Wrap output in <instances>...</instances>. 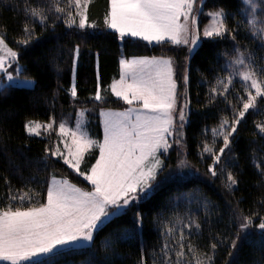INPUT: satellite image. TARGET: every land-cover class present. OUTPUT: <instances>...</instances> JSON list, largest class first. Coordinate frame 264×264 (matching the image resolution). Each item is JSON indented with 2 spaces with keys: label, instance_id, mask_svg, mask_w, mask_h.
Returning a JSON list of instances; mask_svg holds the SVG:
<instances>
[{
  "label": "trees",
  "instance_id": "obj_1",
  "mask_svg": "<svg viewBox=\"0 0 264 264\" xmlns=\"http://www.w3.org/2000/svg\"><path fill=\"white\" fill-rule=\"evenodd\" d=\"M53 3L71 10L68 0H0V36L18 53L22 76L35 80L32 87L11 86L0 94V206L9 203L10 194L28 193L36 206L46 202V185L53 176L91 189V185L62 160L45 155L46 147L53 148L48 137L30 136L24 125L28 121L48 123L50 117L59 123L85 107L91 109L92 134L101 141L99 111L128 106L116 98L110 88L119 76L123 55L171 58L177 101L187 104L188 114L182 128L181 145L169 149L163 156L166 167L157 175L158 187L152 196L134 202L113 217L88 245L69 248L54 259L45 257L41 261L47 264H140L143 258L144 264H162L161 249L165 243H171L169 257L174 262L180 230L189 218H194L199 229L193 226L192 235L184 229L188 235L184 243L187 245L191 241L196 250L193 254L185 248L190 264H196L203 254L213 256L212 264H264V233L256 228L260 217L264 216V176L261 175L264 171V133L256 127L264 124V98H258L257 108L250 109L241 121L231 152L226 150L216 166L217 176L208 171L212 159L202 152L204 143L218 151L222 138L213 137L211 130L218 127L223 117L231 121L234 116L223 98L211 93L214 86L222 87L217 79L229 74L227 65L234 54L233 42L202 38L199 46L189 53L180 45H149L136 38L121 41L118 34L105 25L108 0H90L88 19L97 27L83 33L69 29L61 21H56L52 27L50 20L49 26L43 27L25 14L26 9L51 7ZM243 7L242 0H202L200 26L207 21L208 11L222 8L230 14L227 23L231 27L240 25L237 28L240 52L249 54L257 68H264V44L244 28L248 18ZM26 22L34 28L35 38L24 46L17 41L25 38ZM77 44L80 52L74 74L73 49ZM98 83L106 103L91 99ZM73 85L77 89L75 99L70 94ZM244 88L242 81L233 78L229 94L237 110L242 108L237 98H246ZM97 155V149L86 154L81 170L90 168ZM181 159L189 162L190 167L178 168ZM228 172L238 181L231 190ZM247 215L253 216L252 227L241 232L240 218ZM170 228L175 230L171 234ZM237 233L240 239L237 248L232 249L231 242L237 238ZM211 243H217L214 253L210 251ZM181 264L185 262L182 260Z\"/></svg>",
  "mask_w": 264,
  "mask_h": 264
},
{
  "label": "snow or ice",
  "instance_id": "obj_2",
  "mask_svg": "<svg viewBox=\"0 0 264 264\" xmlns=\"http://www.w3.org/2000/svg\"><path fill=\"white\" fill-rule=\"evenodd\" d=\"M89 2L68 0L71 10L53 3L51 7L45 5L26 9L25 14L43 27H48L50 20L52 27H55L56 21H61L69 29L83 33L86 29L97 27L88 19ZM109 5L105 25L108 30L117 33L121 41L136 38L162 47L168 44H191L196 47L201 37L233 42L234 54L227 65L231 71L227 77L217 79V84L222 87L214 86L211 93L214 97H222L223 103L232 108L234 116L231 121L223 117L218 127L211 130L213 137L222 138L218 151H214L208 143L202 146V152L212 159L208 171L212 176H217L216 166L221 163L226 150L231 152L241 121L250 109L257 108L258 98H264V68L254 67L251 56L240 52L237 40L240 25L231 27L227 23L230 14L221 8L207 13L211 24L201 30L199 17L203 15L202 0H109ZM242 5L246 6L242 10L248 16L244 28L264 44V4L260 0H242ZM23 31L25 38L18 40L17 44L27 46L35 38L34 28H30L26 22ZM0 51H5V55H0V94L11 86L32 87L34 81H21L23 71L18 53L8 47L3 36H0ZM79 52L80 46L77 44L73 49L74 74ZM120 68V79L111 85V91L129 107L122 112L101 111L100 115L104 117L102 142L90 138L83 121L77 123L76 130L61 122L57 135L64 149L61 150L59 144L54 148H45L46 156L62 160L78 177H83L91 185V190H83L67 180L58 181L53 176L46 185V202L38 206L28 193L10 194L9 203L0 206V264H47L40 258L48 257L51 260L69 248L83 246L81 242L91 243L107 222L134 202L150 198L158 187L157 175L162 174L166 167L161 157L166 156L173 144L180 145L182 142L179 130L187 121V104L177 107V83L173 78L171 58H122ZM234 77L245 85L246 98H237L242 103L239 110L233 106L229 94ZM187 80L185 75V84ZM70 94L74 99L77 97L75 85L71 87ZM91 99L107 102L101 94L99 83ZM85 111L87 109L77 115L83 117ZM177 121L179 127L176 126ZM54 124L55 119L50 117L49 122L44 124L28 121L24 129L30 136H40L41 129L45 133L53 131ZM256 127L260 133H264V124H257ZM92 149L98 150L95 163L82 171L81 164ZM177 167L186 168L190 164L181 159ZM261 175L264 176V171H261ZM227 182L230 190L238 183L231 172L227 174ZM140 219L138 214V223ZM240 220L241 232L252 227V215L243 216ZM193 226L197 230L200 227L194 218H189L180 230L175 242L179 250L175 253L174 262L169 257L172 244L163 245L162 264H181L182 260L190 264L185 248L193 254L196 250L191 241L187 245L184 241L188 240V235L194 234L191 231ZM256 228L264 233V216L260 217ZM184 229L189 230L188 235ZM173 231L168 229L169 234ZM239 239L240 233H237V238L231 242L232 249L237 248ZM216 248L217 243L210 244L212 253ZM229 255L232 253L229 252ZM212 259L211 254H203L196 264H212ZM140 264H144L143 258Z\"/></svg>",
  "mask_w": 264,
  "mask_h": 264
},
{
  "label": "rangeland",
  "instance_id": "obj_3",
  "mask_svg": "<svg viewBox=\"0 0 264 264\" xmlns=\"http://www.w3.org/2000/svg\"><path fill=\"white\" fill-rule=\"evenodd\" d=\"M260 2L262 3V4H264L263 3V0H260ZM246 7V6H245ZM216 11V10H215ZM259 9H258V13H259ZM209 12H211V11H208L207 13H209ZM245 12V11H244ZM245 14H246V17L248 18V16H247V13L245 12ZM199 19H200V21H201V17H199ZM211 24V18L210 17H208V19H207V21H205L204 23H203V25H202V27H201V30H202V28L204 27V26H209ZM202 38L203 37H201V39H200V41H199V43H198V46H199V44L201 43V40H202ZM180 46H182V47H184L189 53H191L192 51H194L198 46H196V47H193L191 44H189V45H180ZM8 47H9V45H8ZM10 48V47H9ZM190 49H191V51H190ZM6 51V50H5ZM5 51H0V55H5ZM161 57H165V56H161ZM168 58V57H167ZM19 65H20V63H19ZM14 67H15V65H13ZM21 66V65H20ZM257 64H254V67H256L257 68ZM21 68H22V66H21ZM173 68H174V65H173ZM9 71H12V69H9ZM230 71H231V69H230ZM235 79H239L238 77H234ZM21 81H23V80H25V79H28V80H32V81H34L35 82V80L34 79H32V78H28V77H24V76H21ZM174 79H175V72H174ZM240 80V79H239ZM241 81V80H240ZM242 83H244L243 81H242ZM35 84V83H34ZM34 86V85H33ZM20 87H24V86H22V85H20ZM183 104H185V102L184 103H181L180 104V102H178L177 101V107L179 108L181 105H183ZM129 106V105H128ZM127 106V107H128ZM126 107V108H127ZM84 109H87V111H85V113H84V116L83 117H79L77 114L81 111V110H84ZM106 109H108V108H106ZM112 109H116V108H112ZM123 109H125V108H123ZM102 110H104V109H101L100 111H99V118H100V113H101V111ZM91 113V109H88V108H81V109H79L78 111H77V113L74 115V116H68V117H65L63 120H61V122H65L66 124H67V126H68V128H70V129H72V130H76V126H77V123L78 122H80V121H83L84 122V124H85V127H86V129H87V132H88V135L90 136V138L91 139H93V140H97L94 136H93V134H92V130H91V127H90V124H89V114ZM93 113V112H92ZM187 114H188V108H187ZM35 122V121H34ZM61 122H55V124H54V129H53V131H51V132H48V133H45L44 131H43V129H41V135H45L46 137H48L50 140H51V142H52V146H53V148L57 145V144H59V147L61 148V150H63L64 149V145L63 144H61L59 141H60V138H59V136L57 135V131H58V126H59V124L61 123ZM187 122V121H186ZM40 123V122H39ZM41 124H44V123H41ZM101 124V123H100ZM186 124V123H185ZM177 127H179V122L177 121V125H176ZM101 129H102V126H101ZM180 131V134L182 135V137H183V130L182 129H180L179 130ZM102 134H103V131H102ZM69 140H70V137H69ZM101 142H102V139H101ZM181 145V144H180ZM174 146H177L176 144H173V146H172V148L174 147ZM171 149V148H170ZM167 155V154H166ZM161 159H163V156L161 157ZM61 178H64V177H61ZM65 180H67L70 184H74V185H76V187H79V188H81V189H83V190H91V189H84V188H82V187H80V186H78L77 184H75V183H73L72 181H70L69 179H67V178H64ZM126 209V208H125ZM125 209H123L122 211H124ZM109 211H111V209L109 210ZM121 211V212H122ZM81 244L83 245V246H86V245H88L89 243H86V242H81ZM43 258H45V257H41L40 259L42 260Z\"/></svg>",
  "mask_w": 264,
  "mask_h": 264
},
{
  "label": "crops",
  "instance_id": "obj_4",
  "mask_svg": "<svg viewBox=\"0 0 264 264\" xmlns=\"http://www.w3.org/2000/svg\"><path fill=\"white\" fill-rule=\"evenodd\" d=\"M109 7H110V5H109V0H108V9H107V11L109 10ZM106 13H107V12H106ZM104 21H105V18H104ZM144 57L152 58V57H161V56L142 55V56H130V57H126V56L123 55V56H121L120 60H121L122 58H126V59L131 60V59H140V58H144ZM164 58H167V57H164ZM120 74H121V68H120L119 76H118L115 80L112 81L111 85H112L115 81H117V80L120 79ZM173 78H174V77H173ZM111 85H110V88H111ZM128 107H129V106H128ZM128 107H127V108H128ZM127 108H125V109H127ZM125 109H112V108H108V109H104V110H102V111L122 112V111H124ZM103 121H104V117H102V116L100 115V122H101V126H102V131H103ZM102 140H103V134H102ZM55 179L58 180V181H64V180H65L64 178H59V177H56Z\"/></svg>",
  "mask_w": 264,
  "mask_h": 264
}]
</instances>
